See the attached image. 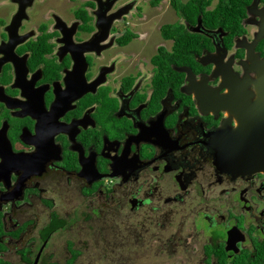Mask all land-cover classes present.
<instances>
[{
	"label": "flooded vegetation",
	"instance_id": "flooded-vegetation-1",
	"mask_svg": "<svg viewBox=\"0 0 264 264\" xmlns=\"http://www.w3.org/2000/svg\"><path fill=\"white\" fill-rule=\"evenodd\" d=\"M35 1L0 6V264H121L145 226L174 264H264V0L217 28Z\"/></svg>",
	"mask_w": 264,
	"mask_h": 264
},
{
	"label": "rangeland",
	"instance_id": "rangeland-1",
	"mask_svg": "<svg viewBox=\"0 0 264 264\" xmlns=\"http://www.w3.org/2000/svg\"><path fill=\"white\" fill-rule=\"evenodd\" d=\"M35 1V0H34ZM51 0H36L34 4H45L46 2ZM64 1V0H60ZM132 1V0H131ZM153 0H137V4H150ZM168 0H160L158 4H167ZM1 4H14L10 0H0V6ZM159 18H165L167 17L166 12H163L162 10H159ZM158 14V12H157ZM106 226L103 225V228ZM142 231V232H141ZM141 231H138L136 234V239L134 240V243L132 246L121 249V255L124 257V262H121V264H127L128 263V257H130V252L133 253V261L130 264H174V262L178 261L180 259V254H177L174 252L173 248H168L165 245V242L162 241L161 237L158 235L156 231L153 229L150 230L147 226H145ZM103 236V233H100ZM110 234H105V236H109ZM74 236V237H73ZM91 232L87 230H77V231H71V243L75 244L73 242L74 239H83L84 241H89L94 243L95 241H92L89 237H91ZM104 238V237H103ZM103 244V243H102ZM101 244V246H102ZM101 250L99 254L102 253L104 256H110V249L107 250L105 248H98ZM173 250L171 252L170 250ZM73 254V259H74ZM110 258V257H109ZM104 264V263H101Z\"/></svg>",
	"mask_w": 264,
	"mask_h": 264
},
{
	"label": "trees",
	"instance_id": "trees-1",
	"mask_svg": "<svg viewBox=\"0 0 264 264\" xmlns=\"http://www.w3.org/2000/svg\"><path fill=\"white\" fill-rule=\"evenodd\" d=\"M160 0H153L152 4H158ZM211 3V0H188L182 3L180 0H171L174 10L179 16H182L189 24L195 23V20L200 16L201 23L210 27L217 28L218 26H226L230 22L227 20L230 17H236L243 12L244 3L242 0H216V5L212 11H207L206 7ZM183 4V5H181ZM168 26V33L173 35H181L184 42V55L188 51H192L190 46L193 41L201 40V37L191 35L184 27ZM183 45V44H182Z\"/></svg>",
	"mask_w": 264,
	"mask_h": 264
},
{
	"label": "water",
	"instance_id": "water-1",
	"mask_svg": "<svg viewBox=\"0 0 264 264\" xmlns=\"http://www.w3.org/2000/svg\"><path fill=\"white\" fill-rule=\"evenodd\" d=\"M10 1L14 4H32L33 3V0H10ZM106 1L109 2V4H112L114 1H117V0H106ZM196 95L198 97H200L199 94L196 93ZM234 142H236V141H234ZM234 142L230 141L229 145L225 146V147H224V144L222 143L224 152L226 155L229 156V159H238V161H243V160L247 159L248 157H252L256 161H252L253 164H250L248 166H252V167L256 168L257 161L262 160V158L258 160V158L261 157V155L257 154L256 152L250 153L248 151H245L242 153V152H240V149L237 148L238 146H234V144H233ZM236 143H238V142H236ZM262 153L264 154V152H262Z\"/></svg>",
	"mask_w": 264,
	"mask_h": 264
}]
</instances>
